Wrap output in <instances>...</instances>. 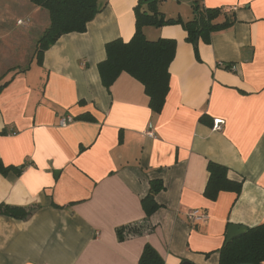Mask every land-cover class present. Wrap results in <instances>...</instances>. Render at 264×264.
I'll return each mask as SVG.
<instances>
[{
  "label": "crops",
  "instance_id": "1",
  "mask_svg": "<svg viewBox=\"0 0 264 264\" xmlns=\"http://www.w3.org/2000/svg\"><path fill=\"white\" fill-rule=\"evenodd\" d=\"M164 2L166 19L192 18V0ZM199 3L235 8L232 25L207 44L198 40L199 61L181 25L143 28L149 41L176 43L169 91L154 114L137 80L121 73L106 89L97 70L107 43L134 34L137 0H98L86 31L61 36L40 63L27 52L22 63L8 61L15 44L3 39L11 28L4 16L6 8L25 11L15 26L24 22L29 36L43 34L47 12L29 0H0V84L9 81L0 93V161L24 165L0 176V205L30 211L24 219L0 215V264H137L145 245L165 264H218L229 225L264 223V0ZM64 116L73 121L61 127ZM208 162L242 181L238 195L204 197ZM156 179L160 208L145 218L141 199ZM190 210L207 219L190 223Z\"/></svg>",
  "mask_w": 264,
  "mask_h": 264
},
{
  "label": "trees",
  "instance_id": "2",
  "mask_svg": "<svg viewBox=\"0 0 264 264\" xmlns=\"http://www.w3.org/2000/svg\"><path fill=\"white\" fill-rule=\"evenodd\" d=\"M165 0H137L134 7V34L127 42L121 39L113 40L105 45V59L97 65L102 85L109 89L121 73H126L137 80L148 97V105L154 114H159L163 108L169 91V65L174 55L176 43L174 40L158 39L149 41L143 34L144 27H162L179 24L186 32L185 41L193 46L194 56L199 61L198 40L209 43L211 34L224 30L232 25L233 14L222 9H207L200 5L199 0H192V18L186 22L180 18L166 19L159 12V5ZM35 7L43 9L48 14L49 25L36 41L34 57L41 62L42 55L61 36L70 33H84L87 24L101 10L98 0H29ZM223 16L221 23L216 22ZM1 80V79H0ZM0 84V93L8 85ZM87 115L79 120H90ZM24 165L5 166L0 161V176L9 173L20 174ZM208 180L203 192L207 200L214 201L219 193L231 192L238 195L242 181L228 178V169L220 164L208 162L206 165ZM164 189L161 180H151L146 196L141 199V207L145 218H149L160 205L155 196ZM30 211L22 207L0 205V215L15 219H24ZM132 234H139V229H128ZM117 238H125L124 228L117 230ZM226 238V236H225ZM218 264H263L264 262V223L247 228L246 233L226 242L224 240L217 250ZM137 264H165L157 252L145 245Z\"/></svg>",
  "mask_w": 264,
  "mask_h": 264
},
{
  "label": "rangeland",
  "instance_id": "3",
  "mask_svg": "<svg viewBox=\"0 0 264 264\" xmlns=\"http://www.w3.org/2000/svg\"><path fill=\"white\" fill-rule=\"evenodd\" d=\"M166 4H169V5H177L176 2H173V0H165ZM9 7V6H7ZM3 8H0V10H2ZM7 9V13L8 15L4 16V17H9L10 21H9V26L11 25V28H10V35L9 36H4L3 39L6 38V41L8 42L11 41L13 44H15L14 46V51L12 54V56L8 55V61H15V63L17 61L20 60V63H22L26 57L24 56L25 53L27 52V56H31L32 58V55L34 53V44H36V41L37 39H39V37L41 36L42 33H40V29H36L34 32H32V34H30L29 36L27 35L26 36V33H27V29L24 28V26L22 25H16V20L19 18L21 20H24L26 19L27 17V14L25 11H22L21 8H16V9H13V8H6ZM188 12L189 10L186 9ZM6 19V18H5ZM47 22V25H48V19L46 20ZM35 23H36V20H35ZM34 24V27H37L39 25H36ZM4 34H2L3 36ZM25 37V39H23ZM27 37V38H26ZM23 39L19 45H16L15 41L14 40H21ZM33 43V44H32ZM30 44V45H29ZM27 49V50H26ZM6 64H8L7 61H5ZM26 65V62L24 64H22L21 66H24Z\"/></svg>",
  "mask_w": 264,
  "mask_h": 264
},
{
  "label": "built area",
  "instance_id": "4",
  "mask_svg": "<svg viewBox=\"0 0 264 264\" xmlns=\"http://www.w3.org/2000/svg\"><path fill=\"white\" fill-rule=\"evenodd\" d=\"M176 1V0H174ZM233 10H235V8H228L226 10H223L225 13H232ZM24 22L22 21H17V25H23ZM231 67V66H230ZM232 70H234V67H231ZM73 121V119L70 116H64L62 118L59 119V126L63 127L66 126L67 124L71 123ZM222 126H223V121L222 120H214L212 123V130L213 131H221L222 130ZM146 135L148 137H154L153 132L149 129L146 131ZM186 218L187 220L192 223V224H198L201 223L203 221H205L207 219V215L199 210H190L187 212L186 214Z\"/></svg>",
  "mask_w": 264,
  "mask_h": 264
},
{
  "label": "water",
  "instance_id": "5",
  "mask_svg": "<svg viewBox=\"0 0 264 264\" xmlns=\"http://www.w3.org/2000/svg\"><path fill=\"white\" fill-rule=\"evenodd\" d=\"M247 228L239 225H229L226 231V242L230 241L231 239L238 237L244 233H246ZM182 264H192L190 262H183Z\"/></svg>",
  "mask_w": 264,
  "mask_h": 264
}]
</instances>
